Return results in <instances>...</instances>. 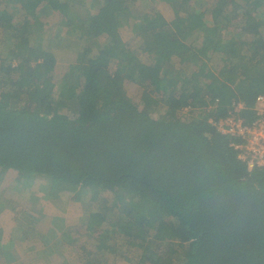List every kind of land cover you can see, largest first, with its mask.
<instances>
[{"label": "trees", "instance_id": "trees-1", "mask_svg": "<svg viewBox=\"0 0 264 264\" xmlns=\"http://www.w3.org/2000/svg\"><path fill=\"white\" fill-rule=\"evenodd\" d=\"M163 1L170 30L155 8L135 14L139 0H0V35L11 34L4 55L0 38V180L13 169L20 188L88 192L94 245L115 255L110 240H123L137 264H264V165L214 123L237 102L256 116L264 0ZM53 13L82 55L62 73L57 38L32 35Z\"/></svg>", "mask_w": 264, "mask_h": 264}, {"label": "crops", "instance_id": "crops-1", "mask_svg": "<svg viewBox=\"0 0 264 264\" xmlns=\"http://www.w3.org/2000/svg\"><path fill=\"white\" fill-rule=\"evenodd\" d=\"M14 171L8 170L0 184V264H33L40 250H57V244L65 250L79 244L85 250V239L92 236L89 218L84 220L83 196L77 199L73 192L64 191L51 197L43 187L19 189Z\"/></svg>", "mask_w": 264, "mask_h": 264}, {"label": "rangeland", "instance_id": "rangeland-1", "mask_svg": "<svg viewBox=\"0 0 264 264\" xmlns=\"http://www.w3.org/2000/svg\"><path fill=\"white\" fill-rule=\"evenodd\" d=\"M234 1L235 4L234 6H232V8L234 10L239 9L241 2L238 0H234ZM152 8H155L160 13H162L166 18V20L168 21V23L163 26L162 28L163 30H168V29L170 30L175 26L176 18L174 12L171 6L166 2H164L163 0H139V2H136V6L133 9V12L135 11V14H143L145 12H151ZM32 18L33 16L30 17L29 19L30 22L33 21ZM204 18L206 21H209L210 20L209 13L204 14ZM34 25H32L31 28H34ZM262 29L264 33V23ZM65 31L66 29L62 26L59 20V15L57 13H53L52 15L47 16L44 22V26L40 31H36V30L32 31V35L35 36L38 35V33H40L43 36L48 37L50 33L52 34V37L57 38L58 41H56V43H58L59 46L55 47V52L58 55L57 63H56V70H58V73H62V71L66 70V67L63 66L68 67V64L73 62V60H76V62L79 63L82 57L81 53L78 51L80 47L79 42L70 38L67 34H65ZM121 34H123L125 40H130L133 35L129 26L123 27ZM10 36H11L10 30L7 28V25H5L2 28L0 35V38H2L3 40L6 39L1 47V51L3 52V55L7 52L6 46L8 43L6 42L7 39H10ZM33 39L36 42L39 41V39H37L36 37H33ZM103 42L104 41H100L101 45L103 44ZM137 43H138V39H136L132 44L134 48L137 46ZM141 57L144 58L142 54ZM41 61L42 59L40 60V62ZM36 63L37 62H33V64ZM80 77H81V72L78 69L72 71V77L70 79L71 81L70 89L69 88L67 89L68 94H70V92L71 94H73V92H76V89H78V86L80 84ZM142 86H144V81L140 76H136L133 81L127 82L125 84V88L127 89L128 93L133 97H138L139 94H141ZM187 112H188V108L184 109L181 114H186ZM16 172L17 171H14V173H12L13 178L16 176ZM6 175L7 173L5 174V177ZM2 182H4V180H0V184ZM14 184L16 186L15 185L13 186L18 187L19 189H26L19 187L18 180L14 182ZM42 185L43 184L40 183L37 187L39 189L40 188L42 189L43 187ZM8 186L12 187V184ZM83 200H84V207L86 210V215L84 216V220H85L86 217L89 218V214L91 212L96 210V203L90 200L88 192H84ZM84 228L85 227H82L81 229ZM88 234L89 233H86V235ZM72 236H73L72 238H74V235ZM84 237L85 236H83V240ZM123 243H124L123 240H117V241L110 240V245L116 244V246H118L115 255L104 253V250H108V249L106 248L101 249L100 245H103L101 243H99L98 246H99V250L102 251H99L97 245H94L91 237L85 239V243H84V246H86L85 250H83L79 244H76V247L75 248L72 247V249L70 250H65V248H63L61 244H57L56 245L57 250H40L41 253H38L37 256H34L35 259L33 261V264H137L136 262H134V260L131 259L134 253H132L133 255H130L129 257L126 256L127 250H126V246ZM180 261H181L180 257L174 256L170 264H178Z\"/></svg>", "mask_w": 264, "mask_h": 264}, {"label": "built area", "instance_id": "built-area-1", "mask_svg": "<svg viewBox=\"0 0 264 264\" xmlns=\"http://www.w3.org/2000/svg\"><path fill=\"white\" fill-rule=\"evenodd\" d=\"M218 103V99L216 100ZM254 109L256 116L252 121L246 120L243 114L244 102H237L227 116L215 121L218 129L223 133H230L233 136L241 137L242 150L239 155L244 160H248L251 166L264 165V94L256 97ZM210 121H213L211 119Z\"/></svg>", "mask_w": 264, "mask_h": 264}]
</instances>
